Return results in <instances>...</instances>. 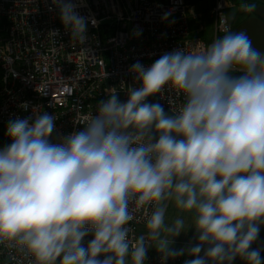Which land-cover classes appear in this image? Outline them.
<instances>
[{
	"label": "clouds",
	"instance_id": "clouds-1",
	"mask_svg": "<svg viewBox=\"0 0 264 264\" xmlns=\"http://www.w3.org/2000/svg\"><path fill=\"white\" fill-rule=\"evenodd\" d=\"M52 4L84 44L89 19L80 4ZM222 23L210 45L131 65L127 99L111 88L78 130L58 134L56 117L35 108L9 120L0 246L21 257L17 264H146L151 247L160 264L185 255L184 264H264V242L252 247L264 226V52ZM166 89L182 97L174 112L149 102ZM138 216L137 236L130 225ZM189 229L195 243L173 248Z\"/></svg>",
	"mask_w": 264,
	"mask_h": 264
},
{
	"label": "built area",
	"instance_id": "built-area-1",
	"mask_svg": "<svg viewBox=\"0 0 264 264\" xmlns=\"http://www.w3.org/2000/svg\"><path fill=\"white\" fill-rule=\"evenodd\" d=\"M74 2L80 4L77 11L89 19L84 44L70 38L52 0H0V125H8L15 117L33 116L35 108L56 117L58 134L71 133L84 125L111 88L118 89L121 101L127 99L126 87L134 83L129 69L137 61L149 66L165 52L210 45L224 34L225 17L233 30L227 9L234 5L228 0H215L210 12L215 19L214 35L209 40L192 34V18L198 31L205 29L203 13L186 0ZM165 14L166 20L162 19ZM92 19L97 21L95 26ZM148 99L163 104L166 112H174L182 102V97L167 89L164 99L159 95ZM22 102L29 104L27 111L19 107ZM143 224L138 216L130 225L132 235L142 234ZM191 258L185 255L169 259L167 264H184ZM19 259L0 246V264H17ZM146 264H160V253L152 247Z\"/></svg>",
	"mask_w": 264,
	"mask_h": 264
},
{
	"label": "crops",
	"instance_id": "crops-1",
	"mask_svg": "<svg viewBox=\"0 0 264 264\" xmlns=\"http://www.w3.org/2000/svg\"><path fill=\"white\" fill-rule=\"evenodd\" d=\"M234 6L227 9L229 20L232 24L234 32L245 31L252 40L253 46L264 52V0H228ZM245 1V2H242ZM252 1V2H251ZM187 4L195 6L196 11L203 13L202 21L204 22L205 29L198 31V23L195 19H191L192 34L196 36H202L209 40L213 39L215 19L210 14L212 8L215 5V0H186ZM245 5L254 6L252 11L244 10ZM223 34H219L218 37ZM177 214L176 210L173 211L172 217ZM191 232H194L193 229ZM195 243L193 237L185 238L184 234L181 237L175 239L172 245L175 249L186 247L189 241ZM259 242H264V226H261L259 241L254 243L253 248L258 246ZM153 249H155L153 247ZM156 250V249H155ZM264 257V252L261 253ZM239 264H245L239 257L235 260Z\"/></svg>",
	"mask_w": 264,
	"mask_h": 264
},
{
	"label": "trees",
	"instance_id": "trees-1",
	"mask_svg": "<svg viewBox=\"0 0 264 264\" xmlns=\"http://www.w3.org/2000/svg\"><path fill=\"white\" fill-rule=\"evenodd\" d=\"M242 2H245V1H242ZM1 85H2V71L0 69V87ZM149 102H156V101L149 100ZM6 129H7V125H0V147L9 143L8 137L6 136Z\"/></svg>",
	"mask_w": 264,
	"mask_h": 264
},
{
	"label": "rangeland",
	"instance_id": "rangeland-1",
	"mask_svg": "<svg viewBox=\"0 0 264 264\" xmlns=\"http://www.w3.org/2000/svg\"><path fill=\"white\" fill-rule=\"evenodd\" d=\"M175 209L173 208V207H169V212H168V215H169V218L171 219L172 218V215H173V211H174ZM192 230H190L189 229V231L187 232V234H184V237L185 238H191V237H193V233L194 232H191ZM180 237H181V235H180ZM153 248V247H152ZM234 262H237V261H234ZM235 264H239V263H235Z\"/></svg>",
	"mask_w": 264,
	"mask_h": 264
}]
</instances>
